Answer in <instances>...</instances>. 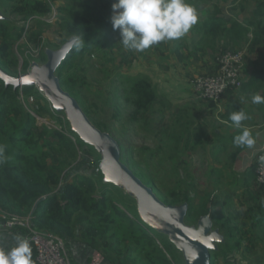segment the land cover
Masks as SVG:
<instances>
[{
	"label": "trees",
	"instance_id": "obj_1",
	"mask_svg": "<svg viewBox=\"0 0 264 264\" xmlns=\"http://www.w3.org/2000/svg\"><path fill=\"white\" fill-rule=\"evenodd\" d=\"M115 2L116 0H99L98 3L70 0L57 9L60 35L65 37V41L72 36L77 37V40L56 74L60 78L62 88L76 99L77 91L81 88L78 84L83 85L85 82L84 77L79 75L81 67L74 61V57L85 51L90 55L97 54L108 62H115L117 60L115 51H123V45L116 40L119 31L113 29L110 19L113 14L112 4ZM50 12L51 6L45 0H0V13L3 16L0 18L2 70L15 76L26 73L31 68L29 59L25 58L21 65L18 56L12 52L13 41L23 34L25 27H16V21L11 22L10 16L15 14L22 16L21 20H29ZM261 13L264 14V7L257 10V15ZM9 23L13 29L9 28ZM198 26L201 29L205 28V33L211 36L201 40L205 42V39H209L206 46L212 50L221 40L224 43L223 48L237 46L248 41L250 34H252L248 46L250 50L264 42V22L251 21L244 24L234 20L227 25L217 17H211ZM17 29L19 31L17 37L12 36V30ZM163 43L157 44L159 50ZM185 47L186 43H179L175 50L181 61L186 59L182 52ZM50 48L58 49L60 44H51ZM200 49L205 52V47ZM127 51L122 54L118 63L116 62L117 67L130 64L136 58L134 50ZM38 57L42 63L48 61V55L44 50ZM116 76L123 78V83L127 85L126 91L132 96L135 107L133 119H139L140 114L155 109L158 104L163 107L169 104L167 96L154 87L149 76H130L120 72ZM36 87L6 85L0 78V146L4 149L3 155L0 156V205L3 210L8 214L32 216L35 226L62 235L66 243L79 232L83 238L93 240L103 238L108 242L126 245L135 264H182L176 246L170 240H166L163 234L140 220L136 210L127 200L128 196L123 192L124 189L116 193L115 185L103 182L99 168L101 161L99 160L98 164L90 161V153L95 149L94 146L85 142L71 128L68 118L57 115L58 111L50 107L45 96L40 90H36ZM22 95L26 100L30 96L36 98L34 103L37 111L51 115L64 126L59 129L39 125L37 115L27 110ZM41 101L45 103L42 104ZM209 103L215 105L214 102ZM79 104L86 115H89L84 105L81 102ZM94 124L102 131H106L105 126ZM170 130V138L175 141V149L179 148L184 135L187 136L185 144L187 146L192 144V148L196 146L193 138L199 140L205 136L200 130L193 132L180 118ZM214 145L213 149L217 156L219 152L225 151L220 145L216 143ZM203 147L206 148V145ZM53 153L57 155L54 159ZM255 166L253 164L245 172L239 173L246 187L251 185V179L257 183ZM87 167L92 169L95 167L97 171L86 174ZM208 174L213 178L216 176V181L220 184L227 175V168L215 165ZM98 184L101 187L98 188ZM261 186L264 187V184ZM220 190L221 188H216L214 192H207V199L204 201L212 205L209 207L214 220L213 225L224 230L228 238H236L235 246L242 244L244 252L248 254L253 251L255 245L247 238L250 234L247 224L238 223L237 220L248 216L250 208L248 211L245 210L236 205L233 199L215 201L213 197ZM187 201L189 199L185 194L182 198H177V201L172 200L168 203L180 204ZM212 201H215L214 205ZM109 208H112V211ZM201 210L202 213H209L202 207ZM189 214L190 212L186 218H189ZM263 218L264 214L258 218L259 223L252 224V228L260 227ZM28 243L32 250V264H38L36 250L31 242Z\"/></svg>",
	"mask_w": 264,
	"mask_h": 264
},
{
	"label": "rangeland",
	"instance_id": "obj_2",
	"mask_svg": "<svg viewBox=\"0 0 264 264\" xmlns=\"http://www.w3.org/2000/svg\"><path fill=\"white\" fill-rule=\"evenodd\" d=\"M45 1L49 2L52 8L56 10L57 5H65L70 0ZM87 1L91 3L99 2V0ZM241 1L246 2V0H187V2L196 8L198 17L202 11L209 12V10L213 12L216 10L219 12L218 15L223 17L227 14H234L231 12L233 9L232 6H238V4V11L243 6V10L238 13L236 12L239 16L243 11H249L250 9L246 3V6H241ZM21 17L12 14L9 18L11 22L16 21V27H25L23 34L13 41L12 49V52L18 56L21 65L25 58L31 61V68L34 64L44 65L45 63H42L38 57L42 50L52 49L50 47L54 43L60 44L61 47L68 42V40L65 41L64 36L57 32L60 22L59 19L57 23L55 22L57 13L52 12L51 14L43 15L42 17H33L29 20H21ZM223 17L217 18L221 20ZM199 22L193 25L183 37L164 42L160 50L156 44L143 52L135 51L136 58L133 62L123 64L121 67H117V63L122 57V54L128 52V49L125 48H123L122 52L115 51L117 52V60L115 62H108L105 58L98 57L97 54L90 55L89 52L85 51L84 53L77 54L74 57V61L81 67L79 75L84 77L83 81L85 83L83 85L78 84L81 88L77 91L78 99H75L77 102H81L84 108L88 110L89 115L87 114V117L93 124L97 123L102 127L105 126L106 131L104 132L110 134L119 145L121 162L137 178L151 188L159 200L166 205L174 207L188 204L187 213L184 217V223L187 226L197 229L207 215L211 218L212 225L214 224L212 214L210 213V207L212 205L204 201L207 199L206 193L214 192L216 188H221V190L214 195L213 199L215 201L223 202V200L233 199L236 205L245 210L248 211V208H250L248 216L244 217V219L237 220V222L247 224L248 230H250L247 238L254 242L255 245L253 251L246 254L242 244L235 246L236 238H228L224 230L213 225L211 228L212 232H217L218 235L222 236V239L216 240L214 246L209 249V264H264V218L261 221L260 227L254 226L252 228V224L259 223L257 221L258 218L264 214V187L255 182H252L247 187L243 184L244 181L239 177L238 170L233 169L234 167L231 165L232 160L230 156L234 148L230 152L219 154V156L215 154L213 149V146H215L213 139L215 137L213 133H217L218 131L217 115L213 111H206L204 106L208 101L200 98L192 87L197 77L217 71L203 73L196 76V78L187 77L183 80L181 78L176 79L174 74L173 77L170 76V73H172V65L176 68H181L182 74H184V70L186 69L194 68L197 71L198 67L201 68V62L194 63L187 59L176 62L170 51L174 44L180 43L183 40L184 42H197L201 38V34L198 33L199 30L195 29V27L198 28ZM9 28L13 29L10 23ZM11 34L17 37L19 34L18 29L12 30ZM54 38H57L58 41L53 42ZM120 39L121 37L118 33L116 40L120 41ZM205 41L209 42L207 39ZM223 45L219 50L220 52L217 51L219 54H216V70L218 69L217 59L226 52H242L243 58L245 59L246 50L243 47L234 45L223 48ZM119 72L130 76H149L153 81L154 87L167 96L169 104L164 107L158 104L155 109L140 114L139 119H133L132 115L135 107L132 103V96L126 91L127 85L123 83V78L116 76ZM15 76H19V74ZM55 76L59 78L57 74ZM36 90H40L39 86L36 87ZM40 92L45 96L50 107L58 111L57 115L67 119L66 112L59 111L55 107L54 102L42 90ZM21 98L27 110L37 115L39 125L59 129L64 126L63 123L56 121L51 115L44 114L42 111L39 113L34 103L36 98H33V96H30L28 100L23 95ZM41 103L44 104L45 101H41ZM179 118L193 132H199V130L204 132L205 136L203 138L201 137L199 140L193 138V141L196 142L195 148H192V144L190 146L185 144L187 136L184 135L179 148L175 149V141L170 138V128ZM72 137L75 139L74 136ZM204 145H206V148L203 147ZM94 148L90 153V161L97 163L103 159V156L96 147ZM216 156L218 157L217 160H215ZM55 157L57 155L53 153L52 159ZM215 165H223L227 168V175L222 179L220 184L217 183L216 176L213 178L208 174L211 167ZM93 171H97L95 167L93 169L87 167L85 170L86 174H91ZM102 180L105 183L107 182L104 180L103 174ZM111 185L114 186L115 184L111 183ZM115 186L116 193L118 190H123L122 187ZM99 187H101L100 184H98ZM123 192L127 194V200L136 210L140 220L152 228L151 224L141 215L142 211L138 201L129 195L125 189ZM185 194L188 196L189 201L180 204L168 203L172 200L177 201V198H182ZM215 201H212L213 205ZM200 206L209 213H202ZM109 209L112 211V208ZM122 209L125 208L122 207ZM189 212V218H186ZM222 219H224V216ZM124 223L126 224V222ZM161 234L164 235L166 240H169L166 234ZM66 247L72 263L75 264V259L73 260L72 258V252L68 242L66 243ZM176 250L180 262L182 264H188L185 253L177 247ZM88 262V264L94 263L93 260H89Z\"/></svg>",
	"mask_w": 264,
	"mask_h": 264
},
{
	"label": "crops",
	"instance_id": "obj_3",
	"mask_svg": "<svg viewBox=\"0 0 264 264\" xmlns=\"http://www.w3.org/2000/svg\"><path fill=\"white\" fill-rule=\"evenodd\" d=\"M245 3L247 7H250L249 11L245 10L242 13L240 12L241 14L238 16L237 13L243 10L242 5H245ZM241 6L242 8H240V10L238 11L239 4L238 6L233 5V9L231 10V12L234 14H227L224 17L219 16V12H217L216 10L214 12L212 10H209V12L202 11L198 21H200L199 23H202L211 17H223V19L221 20L227 25L231 24V22L234 20H237L244 24L251 21L264 22V14L261 13L257 15V10L264 7V0H246V2L241 1ZM58 8V5L56 6V10L51 6V12L49 14H51L52 12L57 13ZM57 21L58 17L56 18L55 22L57 23ZM58 29L57 32L59 33ZM195 29L199 30L198 33L201 34V38L198 39L197 42L191 43L189 41L184 42L183 40L180 43H186V47L185 49H183L186 59L194 63L201 62V68L198 67L197 71L194 68L186 69L184 70V74H182L181 68H176L172 65V73H170L171 77H173L174 74V76H176V79L181 78L183 80L187 77L196 78V76L200 74L217 71L215 62L216 54H219L217 51H219L222 47L223 40L216 43L215 49L212 50L211 48L206 46V41L205 43H203L201 40L205 37L211 38L210 35L205 33L206 29H201L200 26H198V28L195 27ZM249 39H252V34H250V36L248 37V41L237 44V46L243 47V49L246 50L243 73L244 82L242 87L239 89H228L224 93L218 104L212 105L207 102L204 106V108H206V111H213V113L217 115L218 131L217 133H213L215 137L214 140H216L214 142L225 149V151H221L219 152V154H225L227 152H230L232 148H234L231 151L233 153L230 156V159L232 160L231 165L232 167H234L233 169L238 170V173L240 174L245 172L250 166L255 164L258 154L262 150H264V103H252V97L254 95L258 94L264 97V42L259 43L255 47V49L250 50L248 48ZM55 41H58L57 38H54L53 42ZM178 45L179 43H176L170 49L172 57L176 60V62L180 61L175 53ZM201 47H205L204 53L201 51ZM45 51L47 53L49 50L46 49ZM192 87L196 92L194 85ZM241 110L250 117V119L242 121L241 123L244 127H247L251 130L255 138V144L252 148H248L246 146H239V148L233 143L234 137L239 135L242 129H237L233 125V122L229 120V115L232 112ZM224 114H226V116H224ZM239 177L242 178V176ZM251 181L254 182V180L252 179ZM5 214L8 213H6L0 205V248L9 250L13 246H15L16 241L14 240V236L20 235L24 239H26L27 234L23 230L7 229L2 220ZM68 244H70V249L72 252L71 255L73 260L75 259V264H88L89 260H93V264H135L132 256L128 252V248L126 245H118L110 241L108 242L103 238H97L94 240L87 239L83 238L78 232L75 238H73L71 241H68Z\"/></svg>",
	"mask_w": 264,
	"mask_h": 264
},
{
	"label": "water",
	"instance_id": "obj_4",
	"mask_svg": "<svg viewBox=\"0 0 264 264\" xmlns=\"http://www.w3.org/2000/svg\"><path fill=\"white\" fill-rule=\"evenodd\" d=\"M0 13V18H2ZM77 37L72 36L68 42L57 50L47 52L48 61L44 65L34 64L30 71L12 76L0 67V78L6 85L15 87L39 86L59 111H65L72 129L87 143L96 147L103 156L100 170L104 180L118 185L134 197L141 208V215L152 228L164 233L169 240L185 253L188 264H209V249L216 240L222 239L217 232H212V220L207 215L196 229L184 223L188 204L174 207L163 203L151 188L144 184L120 160V149L117 141L108 133L96 127L80 107L77 100L64 90L59 78L55 76L62 61L72 49ZM50 88L53 94L63 101H55L45 90Z\"/></svg>",
	"mask_w": 264,
	"mask_h": 264
},
{
	"label": "clouds",
	"instance_id": "obj_5",
	"mask_svg": "<svg viewBox=\"0 0 264 264\" xmlns=\"http://www.w3.org/2000/svg\"><path fill=\"white\" fill-rule=\"evenodd\" d=\"M111 23L120 33V43L125 49L143 52L161 42L179 39L198 22L196 8L187 0H116L112 4ZM252 103H264V97L254 95ZM250 119L244 111L232 112L229 120L241 133L234 137L236 146L252 148L255 138L242 121ZM4 149L0 146V156ZM260 162L264 164V156ZM15 246L0 248V264H32V250L26 239L14 236Z\"/></svg>",
	"mask_w": 264,
	"mask_h": 264
},
{
	"label": "built area",
	"instance_id": "obj_6",
	"mask_svg": "<svg viewBox=\"0 0 264 264\" xmlns=\"http://www.w3.org/2000/svg\"><path fill=\"white\" fill-rule=\"evenodd\" d=\"M217 60V72L201 75L195 79L194 83L199 97L215 104L220 102L228 89L242 87L245 64L242 52H226ZM261 156H264V150L258 154L255 162V179L259 185L264 184V164L259 159ZM2 220L9 230L26 232V240L31 242L36 250L38 264H73L65 238L54 231L35 226L32 216L5 214Z\"/></svg>",
	"mask_w": 264,
	"mask_h": 264
},
{
	"label": "bare ground",
	"instance_id": "obj_7",
	"mask_svg": "<svg viewBox=\"0 0 264 264\" xmlns=\"http://www.w3.org/2000/svg\"><path fill=\"white\" fill-rule=\"evenodd\" d=\"M46 87H47V86H46ZM45 91H46L51 97H53V100L55 101V103H57V101H60V102L63 101V99H62L60 96L53 94L52 91L50 90V88L47 87Z\"/></svg>",
	"mask_w": 264,
	"mask_h": 264
}]
</instances>
